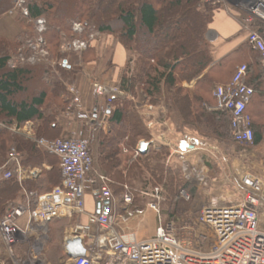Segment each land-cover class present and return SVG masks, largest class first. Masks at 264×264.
<instances>
[{
  "label": "trees",
  "instance_id": "1",
  "mask_svg": "<svg viewBox=\"0 0 264 264\" xmlns=\"http://www.w3.org/2000/svg\"><path fill=\"white\" fill-rule=\"evenodd\" d=\"M98 2L33 0L26 5L28 19L47 20L43 37H46L56 57L68 62L62 67L53 69L51 66L19 63L17 68H11L9 63L14 56L25 55V43L21 41L25 42L26 37L33 35L22 36L18 41L0 37V170L5 166L11 149L17 147L18 151L26 153L27 157L23 161L26 167L41 166L45 162L51 166V170L42 172L44 178H41L40 185L44 191L51 192L61 186L63 178L59 158L41 150L38 143L44 135L59 129V118L69 110L72 95L66 85L81 71L83 65L97 62L95 58H88L94 55L95 48L91 46L73 55V59L69 54L58 52L62 36L73 34L74 23L86 24L87 27L95 28L97 33L113 36L123 45L130 56L119 85L123 92L141 96L152 103L164 101L168 109L177 113L182 126H197L199 130L204 128L203 137L207 139L227 142L225 144H231L235 149L236 146L246 147L233 139L230 115L213 110L215 87L225 81L227 70H230L228 68H233L232 56L225 59L223 64L213 66L212 45L207 34L219 5L203 4L201 0H132L131 8L119 5L115 7V15L107 17ZM13 4V0H0V17L7 14L14 7ZM180 19L186 30L176 41L167 35L169 31L164 22H179ZM28 24L35 27L30 22ZM174 30L181 33L179 26ZM163 31L165 42L152 52L147 43ZM261 33L264 36V29ZM33 34L37 37L34 29ZM248 45L258 55L261 68L259 53ZM247 67L248 76L253 74L255 78L253 84L247 79L246 83L255 89L256 96L259 91L264 92V73L256 66ZM195 81L194 91L183 86L185 82L190 84ZM109 107L108 130L105 131L96 123L93 132L97 130L100 134L99 164L109 179L114 196L120 198L119 212L123 213L122 197L127 186L133 197L132 207L146 209L149 204L157 203L164 224L175 220L177 215L187 214L197 195L196 186L184 180L181 168L168 165L169 149L166 147L159 151L151 149L144 156L135 157L141 142L151 141V133L131 99H114ZM35 121L39 123V128L34 139H27L9 130L14 124L20 128ZM253 123L255 142L252 147H256L262 143L263 134ZM31 182L24 186H20L15 178L0 182V217L7 213L16 200L26 201L23 187L29 188L26 189L28 192L37 191L32 189L37 181ZM157 189L159 198H155ZM183 191L189 195L190 201L178 199ZM67 222L55 220L51 223L62 225L52 233V242L58 243L56 239H61L64 223ZM58 224H55L56 227ZM18 246L14 247L16 258L25 259L27 254H19ZM6 264H13V261L8 259Z\"/></svg>",
  "mask_w": 264,
  "mask_h": 264
},
{
  "label": "built area",
  "instance_id": "2",
  "mask_svg": "<svg viewBox=\"0 0 264 264\" xmlns=\"http://www.w3.org/2000/svg\"><path fill=\"white\" fill-rule=\"evenodd\" d=\"M201 3L214 6L230 3L244 13L248 43L259 53L264 70V36L261 33L264 29V0H201ZM18 5L23 18L28 19L29 10L23 6V0ZM35 24L40 26L38 33L42 34L44 29L41 26L45 20H36ZM30 48L34 54L27 61L35 64L40 54L39 45L33 44ZM87 48L86 43H80L64 51L69 53ZM20 57L18 63L26 60L24 54ZM9 65L16 68L13 61ZM95 67L86 68L79 76L82 85L74 83L69 87L72 95L69 111L77 113L78 119L85 124L84 131L38 143L40 148L59 158L63 178L61 186L44 195L26 192L24 203L12 205L0 217V247L4 245L7 248L13 264H45L43 257L48 226L55 220H73L85 215L89 196L98 205V210L88 215L87 224L75 227L71 239H66L67 242L80 237L87 253L78 259L69 257L68 264H264V177L240 167L236 173L223 174V178L206 176L197 168H190L192 165L187 160L190 139L181 142L183 148H177L175 154H170L167 163L172 165L175 155L185 176L196 184L197 193L210 196V201L198 212L191 208L189 214L195 218L184 221L181 226L175 220L164 224L157 203L149 204L146 209L132 207L133 197L127 186L122 197L123 214H118L117 199L109 187V179L96 169L92 133L97 122L105 124L109 105L122 93L107 81L105 84H93L91 72ZM248 70L247 65L239 66L231 81L217 86L213 96L216 99L214 110L227 112L231 117L235 142L252 147L255 142L254 123L248 109L255 89L246 83ZM86 84L94 87L100 101L98 114L82 110V86ZM152 143L154 145V141ZM140 153L138 150L137 154ZM22 161L21 153L16 148L11 149L7 163L0 170V182L12 178L20 182L38 179L41 171L23 167ZM262 166L264 168V158ZM155 198H159L158 189ZM178 199L190 201L184 191ZM147 210L158 215L159 226L153 238L138 241L132 236L127 240L116 231L118 219L123 228H129L130 223L144 217ZM23 243L32 245L31 252L27 259H17L14 247Z\"/></svg>",
  "mask_w": 264,
  "mask_h": 264
},
{
  "label": "rangeland",
  "instance_id": "3",
  "mask_svg": "<svg viewBox=\"0 0 264 264\" xmlns=\"http://www.w3.org/2000/svg\"><path fill=\"white\" fill-rule=\"evenodd\" d=\"M13 1L15 3L13 4L14 7L11 10H9L7 14L0 17V37L9 39L11 41H18V39L22 38V36L26 37L27 35L32 34L33 37L28 36L24 39L25 42L21 41V43H25L24 52H25L26 60L25 61L23 60L25 64L28 63L27 59L30 58L32 54H34L33 53L34 51L30 48V46L33 44L34 45L38 44L40 54L38 55L35 64L45 65V66L51 65L53 69H55L56 67L64 66L65 64L63 63L62 59L60 57H56V54L53 52V50H51V47L49 46L46 37H43V34L47 30V20L45 18H42V20H45V24L41 26L42 30L44 29V32H42V35H38L40 33H37V31L40 28V26L38 25L36 26L35 24L36 21L23 18L20 8L18 7L19 6L18 3H20V0H13ZM31 1L33 0H23V6L26 7V5ZM98 1H99L98 2L99 5L101 4L102 9L104 10V15L107 17L108 16L112 17L113 15H115V7H118L119 5H123L124 7L131 8V5L133 3L132 0H98ZM155 1L158 2L159 0H155ZM186 10H187V7H185V11ZM29 22L35 25V27H30L29 26L30 24H28ZM164 23H165V27H167L169 31L167 35H170L172 39L176 41H178V39L182 36V33L186 30V26L183 25L184 23L182 22V19H180L179 22L172 21L169 23L168 21H166ZM178 26L179 28H181V33H177L174 30ZM33 29L34 31H36L37 37L34 36L35 33L33 34ZM62 38H63L61 41L62 45H60L58 52L62 55L69 54L71 59L74 58L73 55L80 54L86 51V50H83V51H73V52L66 53L64 50H66L71 45L73 46L75 44L80 45V43H86L87 47H90V46L94 47L95 48L94 55L88 56V58L89 59L95 58L97 60L96 64L101 65V62H102L104 64V67H102V69L95 67V69L91 72L93 84L94 83L105 84L107 81V83H109L111 86H115V83L113 80L114 73L109 72L110 70L108 69V65L110 61L113 62L112 59H113V55L115 52L114 51L115 44H116V47L118 45V40L116 38H114L113 36L102 35L100 33H97L95 28L87 27L86 24H80V23H74L72 35H66V36L64 35L62 36ZM165 40H166V37L163 31L159 33L156 36V38H152L149 40V42L147 43L149 50L154 52V50L160 47L161 44L165 42ZM20 56L18 57L14 56L13 59L10 61V62L13 61L16 63V68L18 67L19 63L24 64L23 61L22 62L19 61L18 63V59H21ZM129 58L130 56L128 55V59ZM88 64H92V62ZM10 67L13 68L12 66ZM83 71L84 70L82 69L77 75L74 76L73 79L76 80L80 78L79 76L83 74ZM104 76L106 77L103 78ZM116 79H118V75H116ZM186 84L187 82L183 83V86L185 88L190 89L191 91H194L195 85L190 86L188 84L189 87H186ZM129 96L131 98V101L135 104L136 110L139 112V114H141V116L144 117L145 121L147 122V128L151 133V140H156L162 136L163 134L162 127L165 126V123H167L169 120H172L174 122L177 121V117H176L177 113L168 109L164 101H160L158 103H152L149 100H145L141 98V96H132V95H129ZM106 103H107V100H106ZM66 114H77V113H74L72 111L70 112L69 110H67ZM151 123H152V127H150ZM82 124L85 129V124L83 122ZM176 128L178 129V131L181 132L183 136L187 134L189 136H196L202 139L204 146L200 153L202 155V159L200 163L202 162V164L204 163V165L205 164L209 165V162L213 161L214 168H210V169L218 170L220 173H223V174H226V173L229 174V173H236L237 168L240 167L241 170L245 168L248 171L253 172L255 174L258 173L259 175H263L264 172L262 171L261 166H262V160L264 158V147H263L264 145L261 146V148L263 147V149L258 148V147L256 148V147H248V146L246 147L236 146V149H235L232 147L231 144L229 145L225 144L227 142L224 143L223 141H219L214 138L207 139L203 137L204 128L200 130L197 126L195 127L185 126L184 128L177 126ZM94 130H95V127H94ZM93 135H94V132H93ZM211 146L215 147L217 150H211L210 148ZM153 149L158 151L157 148H154V145H153ZM138 150L139 148L136 149L135 157H140V156L145 155L143 153H140L138 155L137 154ZM169 156H170V152H169ZM224 157H226L227 163L225 162ZM192 159H196V158L187 157V160H189V165ZM192 165L193 167L190 166V168H195V164H192ZM223 174L219 176H222L223 178ZM183 178L185 181L191 182L188 179V177L185 176L184 171H183ZM193 205H194V202L192 204V207ZM188 214L189 212L187 214L177 215V217L175 218L176 223L181 226L184 223V221L189 222L190 220L195 218L193 214L191 215L190 214L188 215ZM55 224H58V223H53L48 226V231L46 234V249L44 252L43 261L45 262V264H68V258L65 255L63 245L67 238L68 239L72 238L75 227L81 223H80V220L78 221L77 217L74 218L72 221H68L67 223H64L63 234H62L61 239L60 237L56 239L58 240L57 244L55 242H52L51 240V238H53L52 233L54 232V230H58L59 228H61L63 224L60 222V224L62 225L58 224L59 225L58 227H56ZM158 226H159L158 215L152 210H147L144 217L130 223L129 231L127 232H131L135 234L137 240L141 241L142 239L155 236ZM120 232L122 233L124 231L120 230ZM56 237H58V231L56 232ZM31 246L32 245L29 243L19 244L18 246V250H20L19 254H23V256L27 254V257L25 258L27 259L31 252Z\"/></svg>",
  "mask_w": 264,
  "mask_h": 264
},
{
  "label": "crops",
  "instance_id": "4",
  "mask_svg": "<svg viewBox=\"0 0 264 264\" xmlns=\"http://www.w3.org/2000/svg\"><path fill=\"white\" fill-rule=\"evenodd\" d=\"M243 19H244V13L242 11L238 10L237 8L233 7L230 3H223L220 6V8L215 11V13L213 15V22L210 25L209 31L207 34L208 40L212 45V55L214 58L213 66L223 64L225 59H227L230 56L233 57V68L231 66H230L231 68H228L230 70H227V75H226L225 81L220 82L219 85H223V83H225V84L229 83L231 81L233 75H234V69L238 68L240 66V64L251 65V67L256 66V69H257V67L260 68L258 55L255 54L254 52H252L249 45H248V31L246 30V25H245ZM7 38H9V37H7ZM114 51L115 52H114L113 59H112L113 62L110 61L111 64L109 62L108 69L110 70L109 71L110 73L111 72L114 73L113 80H114L115 86L119 88L123 70H124L125 66L127 65L128 53L125 50V48L123 47V45L120 44L119 42H118L117 47L115 44ZM24 64H25V62H24ZM30 65L34 66L37 64H30ZM49 66H51V65H49ZM90 66L91 67L96 66L99 69L100 68L102 69V67H104V64L102 62H101V65H99V64L97 65L96 63L86 64V65L82 66L81 70L83 69L84 70L83 72H85L86 68H88ZM259 71L262 74L264 73L263 72L264 70L262 69V67L259 69ZM116 75H118V79H116ZM250 76H247V81L250 84H253L255 76L253 77V74H251ZM74 83H79V85H82V82H80L79 79H76V80L73 79L71 82H69L66 85L68 91H69V87ZM188 84L189 83L186 84V87H189ZM112 85H114V84H112ZM189 85L190 86L196 85V81L194 83L189 84ZM249 86H251V85H249ZM82 88H83V104H82L83 112H87L89 114H98V112H99L98 108H99L100 101L95 94L94 88L90 84L89 85L86 84V85L82 86ZM119 90L122 94L120 96H118L117 99H131L130 96L126 92H123L120 88H119ZM215 107H216V99L214 100L213 110L215 109ZM248 112L251 115L253 122H255V126L258 127L261 134H263L262 143L259 146H256V148L257 147L261 148V146L264 145V92L259 91L258 93H256V96H255L252 104L250 105ZM147 117H149V116H147ZM176 117H177L176 122L169 120L167 123H165V126L162 127L163 134L161 137H159L156 140L143 141V142L148 143L147 152L150 151L151 149H153L152 141H154V145H155L154 148H157L159 151L163 147H166L169 149V152L172 155V154H175L174 152L177 151L176 150L177 148H183L182 143H181L182 141H184L186 139H190V145L189 146L194 147V149H191L190 147L188 148L190 151L189 152L190 154L188 155V157L189 158H196V159L191 160V165L195 164V168H197L199 172L203 173L206 176L218 177L219 175L223 174V173H220L218 170L210 169V168H214L213 161L209 162V165L208 164L204 165V163L202 164V162L200 163V161L202 159V155L200 153H201V150L204 146L202 139L199 137H196V136H189L187 134L183 136L181 134V132L178 131V129L176 127L180 126V127L184 128V126H182L180 124L178 115H176ZM98 124L105 131H107L108 130V117L106 118L105 124H103V125L101 123H98ZM58 125L60 126L59 129H57L55 131L53 130L52 134L44 135V137L41 138V140L55 141V140H58L61 138L68 137L72 133L81 134L84 131L83 124L78 119V116L76 114L75 115H69V114L64 113L62 115V117L59 118ZM38 128H39V123L37 121H35V122H31V123H26L25 125H23L20 128H18L17 124H14L9 128V130H10V132L23 135L27 139H34L36 137V132H37ZM99 139H100V134L96 130L94 135L92 133V144H93V148H94V153L97 156L96 169L98 171L102 172L100 164H99V155H100ZM161 139H163L164 142ZM263 147L261 149H263ZM13 148L17 149V147H13ZM138 148L141 152L140 145L138 146ZM40 149L44 151V149H42V148H40ZM98 149H99V151H98ZM19 152L21 153V155L23 157V161H24L27 157L26 153H22L21 151H19ZM172 160H173V161H171L172 165H170V166H172L173 168L181 167V169H182L181 163L178 164L179 160H178V158L176 159L175 155L173 156ZM23 161H22L23 167L30 168V169H38L41 171V174H40L38 179H34V180L28 179V180H24V181L20 182L17 178H15L18 181L20 186H24V185H27L28 183H32L31 181H37L36 186H34V188H32L33 190L36 189L37 191L36 192L35 191L28 192L26 189H29V188L23 187L25 190V193L26 192L27 193H35L38 195H44V194L49 193V192L43 190V188L40 185V183H41L40 180L42 177L44 178V176L42 175V172L51 170V166L47 162H45L41 166L37 165L35 167H26L23 164ZM174 161H176V162H174ZM192 167H193V165H192ZM238 169H239V167L237 168V170ZM261 169L264 172L263 166H261ZM260 176L264 177V173H263V175H260ZM194 185H196V184H194ZM41 190H43V193L39 194V192H41ZM195 198H196L195 203L193 205V208L192 207L191 208L193 210L194 209L197 210V212L199 211L200 208H202L205 205L206 202H208V200L210 201V196L208 198V196L207 195L205 196L203 192H198ZM116 199H117V203H116L117 212H118V214L119 213L123 214V213L119 212L120 198L116 197ZM19 200L20 199L16 200L14 202V205H19L21 203H24V202H21ZM121 206H122L121 210L123 212V205H121ZM86 208H87V213L78 218V221L80 220L81 224H87L88 223V215L90 213L98 210V205L96 204L94 199L90 196L87 197ZM67 221H72V220H67ZM115 229L119 234L125 236L127 240H130L132 236H135V234H133L131 232H127V231H129L128 227L123 228L120 225V219L117 220V224L115 226ZM120 230H123L124 232L121 233ZM153 237H150V238H153ZM135 238H136V236H135ZM150 238H145V239H142L141 241L147 240ZM63 246H64L63 248L65 251V255L68 256L67 251H66V240H65V243ZM68 258H69V256H68ZM8 259H11V258L9 256L7 248L3 245L0 247V264H6Z\"/></svg>",
  "mask_w": 264,
  "mask_h": 264
},
{
  "label": "water",
  "instance_id": "5",
  "mask_svg": "<svg viewBox=\"0 0 264 264\" xmlns=\"http://www.w3.org/2000/svg\"><path fill=\"white\" fill-rule=\"evenodd\" d=\"M140 148H141V152L145 154L148 150V143L142 142ZM66 251L71 259H78L81 257H85L87 253L86 247L84 245V241L80 237L74 238L72 240H68L66 242Z\"/></svg>",
  "mask_w": 264,
  "mask_h": 264
}]
</instances>
